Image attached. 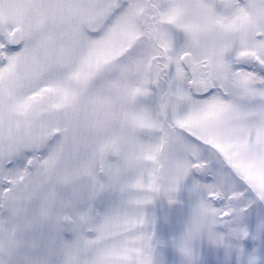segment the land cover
Here are the masks:
<instances>
[{
    "label": "rangeland",
    "instance_id": "obj_1",
    "mask_svg": "<svg viewBox=\"0 0 264 264\" xmlns=\"http://www.w3.org/2000/svg\"><path fill=\"white\" fill-rule=\"evenodd\" d=\"M218 2L0 0V264H264V0Z\"/></svg>",
    "mask_w": 264,
    "mask_h": 264
},
{
    "label": "flooded vegetation",
    "instance_id": "obj_2",
    "mask_svg": "<svg viewBox=\"0 0 264 264\" xmlns=\"http://www.w3.org/2000/svg\"><path fill=\"white\" fill-rule=\"evenodd\" d=\"M204 1L217 3L219 0L218 1L217 0H204ZM241 1H244V0H241ZM96 31H94V33ZM98 33L99 32L97 31V35H98ZM260 36L263 37L264 35L262 34ZM6 48H7V50H10L9 46H7ZM186 53H191V52H186ZM4 58H6V57H4ZM234 59H236V58H234ZM251 63H253V64H251ZM251 63L249 61V57H241L240 59L235 61V63L233 64L236 66V70L233 71L232 74L234 73L236 75H240L241 73L246 72L251 77H253L254 80L256 79L255 81L254 80L251 81V83H250L251 85L248 83L246 86L251 87L252 83L254 85L263 84L264 83V80H263L264 79V61L263 60L261 61V58L255 55ZM211 67H212V65H211V62L208 58L196 59V58H194V56L192 54V63L188 68H186L190 74L189 87H190L192 82H199L200 86H202V88H203L206 85L205 79L203 77H199V76L200 75L202 76L203 74H211ZM196 74L199 76L198 77L195 76ZM261 76H262V78H261ZM200 89L201 88L197 89V94H199V95H194L192 93L193 96H191V98H194L196 100H198V99L204 100L205 98L206 99L210 98L217 90H221V88L217 87L216 85L209 86L207 89H203V90H200ZM254 89H259V88L254 87ZM225 95H227V94H225ZM226 97L229 98L230 96L228 95Z\"/></svg>",
    "mask_w": 264,
    "mask_h": 264
},
{
    "label": "water",
    "instance_id": "obj_3",
    "mask_svg": "<svg viewBox=\"0 0 264 264\" xmlns=\"http://www.w3.org/2000/svg\"><path fill=\"white\" fill-rule=\"evenodd\" d=\"M24 43V34L22 31V28H16L13 32H12V41H11V47L12 48H20ZM181 61L183 63V65L188 68L191 63H192V54L191 53H185L183 54V56L181 57ZM199 82H192L190 85L191 91L194 95H197V89L201 88L202 86H200ZM199 170V166L196 165L195 167V173L197 174Z\"/></svg>",
    "mask_w": 264,
    "mask_h": 264
}]
</instances>
